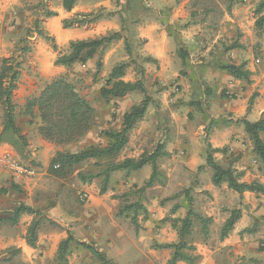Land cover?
<instances>
[{
    "label": "clouds",
    "instance_id": "9594fccd",
    "mask_svg": "<svg viewBox=\"0 0 264 264\" xmlns=\"http://www.w3.org/2000/svg\"><path fill=\"white\" fill-rule=\"evenodd\" d=\"M0 264H264V0H0Z\"/></svg>",
    "mask_w": 264,
    "mask_h": 264
}]
</instances>
